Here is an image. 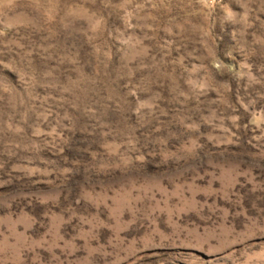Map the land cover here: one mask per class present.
<instances>
[{
	"label": "rangeland",
	"instance_id": "374dc122",
	"mask_svg": "<svg viewBox=\"0 0 264 264\" xmlns=\"http://www.w3.org/2000/svg\"><path fill=\"white\" fill-rule=\"evenodd\" d=\"M0 264H264V0H0Z\"/></svg>",
	"mask_w": 264,
	"mask_h": 264
}]
</instances>
